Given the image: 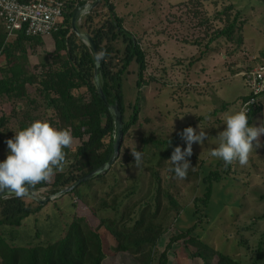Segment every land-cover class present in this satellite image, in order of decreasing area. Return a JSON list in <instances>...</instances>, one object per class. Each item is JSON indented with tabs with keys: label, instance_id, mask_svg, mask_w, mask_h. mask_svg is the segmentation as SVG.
Segmentation results:
<instances>
[{
	"label": "trees",
	"instance_id": "16d2710c",
	"mask_svg": "<svg viewBox=\"0 0 264 264\" xmlns=\"http://www.w3.org/2000/svg\"><path fill=\"white\" fill-rule=\"evenodd\" d=\"M64 2L63 18L59 28L52 33L55 49L51 59L43 64L32 65L29 59L31 48L44 45L43 37L28 36L23 32L9 37L4 20L0 19V148L7 157L6 141L36 120H46L58 129L70 128L74 138L82 139L83 143L74 150L65 149L68 164L63 172H57L53 181L42 182L29 192L50 187L51 194L56 195L110 161L117 134L115 108L122 114L124 142L119 158L108 170L61 195L69 194L75 204L81 205L64 234L56 240L16 244L14 239L18 228L33 211L31 203L42 202L32 198L27 203L25 197L17 198L14 194L2 198L0 264H114L117 260L121 264H169L170 252L180 241H184L187 248H193L192 256L201 258L205 264H244L243 259L222 253L199 235H194L207 217L204 211L212 198L214 182L225 177L217 170L205 176L206 190L201 197L195 198L199 221L172 236L165 249L157 252L158 243L168 230L167 225L173 224L182 210L178 193H173L165 185L161 174V168L169 163L182 138L179 133L169 138L143 133L140 145L134 148L142 152L139 172L123 175L127 167L131 170L134 167V158L125 148V140L138 123L141 106V92L135 102H127L123 75L136 60L139 64V90L156 79L144 77L148 66L144 37H138L125 27V19L117 13L112 0H102L84 17L79 28L93 37L99 52L106 53L100 64L104 99L96 84V55L72 26L75 9L88 1ZM231 8L222 10L219 18L223 20V15L230 14ZM240 16L238 11L228 25L211 37L206 49L194 61L205 59L207 50H212L210 45L221 37L229 43L236 39L237 33V41L242 44L244 22L238 25ZM169 20L174 24L172 17ZM5 105L11 107L9 112L4 111ZM262 110L260 103L251 111L249 126ZM231 166H225V174ZM239 244L249 248L245 240ZM106 255L112 256L107 263L104 261ZM254 264H264L262 240L258 243Z\"/></svg>",
	"mask_w": 264,
	"mask_h": 264
},
{
	"label": "rangeland",
	"instance_id": "374dc122",
	"mask_svg": "<svg viewBox=\"0 0 264 264\" xmlns=\"http://www.w3.org/2000/svg\"><path fill=\"white\" fill-rule=\"evenodd\" d=\"M87 1L90 4L96 2ZM112 1L117 13L124 17L125 27L138 37H144L143 48L148 55L144 77L147 80L156 78L139 90L136 60L123 75L127 102H135L141 92L138 123L129 131L125 148L130 154L135 151L143 133L169 138L186 127H193L197 133L200 127L208 133L202 146L193 144V155L188 158L192 166L186 179H178L169 171L173 167L170 161L161 168L165 185L178 193L182 210L173 224L167 225L168 230L159 241L157 252L165 249L172 236L199 221L195 198L201 197L206 190L205 176L217 170L225 177L214 182L212 198L204 211L207 217L194 235H199L222 253L243 259L244 264H254L258 243L264 242V136L260 138L261 147L253 149L249 163L241 166L235 162L227 174L224 162L211 157L209 151L217 147L216 135L226 127L225 114L238 111L242 97L250 93L244 73L264 62V0ZM229 6H232L230 14L223 15L221 20L218 14ZM238 11L241 12L238 25L244 22L241 30L244 42L238 43L237 33L233 42L228 43L221 37L210 45L212 50H207L205 59L195 62L211 37L228 25ZM85 16L79 20V25ZM171 17L174 24L169 20ZM43 39L44 45L30 49L32 65L51 59L54 38L48 35ZM261 104L263 110L257 114L252 126L264 125V97ZM3 109L9 112L11 107L5 105ZM82 143V139L75 138L71 149ZM178 146L182 150L187 147L183 139ZM5 158L6 152L0 148V160ZM123 171L125 176L136 175L139 167L134 166L132 170L127 167ZM49 181H53V177ZM51 196L50 187L25 196L27 203L32 198L47 201L31 203L33 211L18 228L16 244L56 240L64 234L81 203L75 204L69 194L48 200ZM241 240L248 242V249L239 244ZM192 251L193 248H187L184 241L175 243L169 264H205L201 258L192 256ZM111 257L106 255L104 261L107 263ZM121 263L117 260L114 264Z\"/></svg>",
	"mask_w": 264,
	"mask_h": 264
},
{
	"label": "clouds",
	"instance_id": "9594fccd",
	"mask_svg": "<svg viewBox=\"0 0 264 264\" xmlns=\"http://www.w3.org/2000/svg\"><path fill=\"white\" fill-rule=\"evenodd\" d=\"M101 51L96 54L97 62L105 57ZM247 106L238 111L226 113L223 131L216 135L217 147L210 149L209 155L224 162L225 166L238 162L241 166L249 163L254 148H260V138L264 136V125L249 126ZM199 127V126H198ZM186 142L183 150L177 146L169 159L178 179H186L192 166L188 159L193 155V144L203 145L208 133L199 127H186L179 133ZM74 136L70 128L58 129L46 120L33 121L23 130L6 141L9 154L0 162V193H11L24 198L36 185L47 182L57 172H63L68 164L65 149H71ZM171 141L169 140V145ZM134 166L142 163V152L131 151Z\"/></svg>",
	"mask_w": 264,
	"mask_h": 264
},
{
	"label": "built area",
	"instance_id": "2783aa9c",
	"mask_svg": "<svg viewBox=\"0 0 264 264\" xmlns=\"http://www.w3.org/2000/svg\"><path fill=\"white\" fill-rule=\"evenodd\" d=\"M64 0H0V19L4 20L9 37L23 32L28 36L45 37L59 28L64 15ZM250 90L241 108L247 115L264 97V62L244 73Z\"/></svg>",
	"mask_w": 264,
	"mask_h": 264
},
{
	"label": "water",
	"instance_id": "95a60500",
	"mask_svg": "<svg viewBox=\"0 0 264 264\" xmlns=\"http://www.w3.org/2000/svg\"><path fill=\"white\" fill-rule=\"evenodd\" d=\"M101 1L102 0H96V2L94 4H90V3L87 2L84 5L78 6L75 9L74 15H73V18H72L73 30L77 33V35L81 39H83V41L86 44H88L93 49L95 55L97 53H99L97 44L95 43V40L93 39V37L89 33L81 31V29L79 28V20L82 18V16L84 14H87L92 9L97 7L100 4ZM100 64H101V60L99 62H97V60H96V68H95L96 84H97V87H98V90H99L100 94L102 95V97L104 99H106V95L103 92V89H102V86H101V82H100ZM114 111L116 113L117 134H116V138H115L114 153H113L110 161L106 165H104L102 168L90 173L89 175L84 176L83 178H81L79 181H77L72 186H70L68 188H65L64 190L60 191L56 195H52L51 197H49L48 200H52V199H54V198H56L58 196L66 194L68 192H72L79 184H81L82 182H85L88 179L96 177V176L100 175L101 173L105 172L106 170H108L117 161V159L120 156L124 134H123L122 114H121V112H120V110L118 108H115ZM33 193H35V191H33ZM10 195H12V194L11 193H0V200L2 198L8 197ZM27 195H32V193H28ZM39 201L42 202V203H45L47 200H45V201L39 200Z\"/></svg>",
	"mask_w": 264,
	"mask_h": 264
}]
</instances>
